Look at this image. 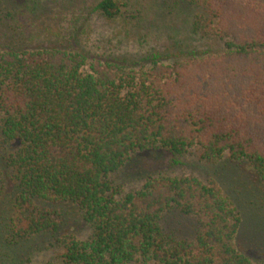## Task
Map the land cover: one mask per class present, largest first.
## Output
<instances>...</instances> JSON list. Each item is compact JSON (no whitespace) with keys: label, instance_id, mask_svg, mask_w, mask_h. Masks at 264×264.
Instances as JSON below:
<instances>
[{"label":"trees","instance_id":"trees-1","mask_svg":"<svg viewBox=\"0 0 264 264\" xmlns=\"http://www.w3.org/2000/svg\"><path fill=\"white\" fill-rule=\"evenodd\" d=\"M189 5L205 10L193 34L217 50L0 43V264L8 249L16 264H264V0ZM121 8L101 0L94 13L114 21ZM152 152L193 155L207 175L160 171L126 191L121 173ZM169 213L193 218L192 234L170 232ZM71 216L82 238L60 236Z\"/></svg>","mask_w":264,"mask_h":264},{"label":"rangeland","instance_id":"rangeland-1","mask_svg":"<svg viewBox=\"0 0 264 264\" xmlns=\"http://www.w3.org/2000/svg\"><path fill=\"white\" fill-rule=\"evenodd\" d=\"M100 1L10 0L11 4L1 3L0 12L3 13L1 18L5 20V27L0 28V43L16 46V39L22 36L30 48L40 47L47 41L65 44L75 41L84 50H92L99 55L128 58L156 52L182 57L192 52L218 49L216 41L193 34L194 17L205 13V10L201 6L189 5L190 0H120L121 14L114 21L94 13ZM70 46L76 47V44L73 42ZM179 161V164L173 165L168 153L142 154L127 165L118 182L126 191H131L141 186L142 177L160 171L176 176L206 177L207 167L193 155L180 157ZM74 219L71 216L60 236L74 234L83 237V227ZM164 224L170 232L175 231L181 236H189L196 228L193 218L177 213L167 214ZM245 243L248 250L254 251L255 247H259L250 233L242 235L241 245ZM3 253L7 255L3 259L10 261L9 264H16V254L11 249ZM41 255L39 261L48 260ZM28 259L29 255L24 254L19 257L18 264L27 263Z\"/></svg>","mask_w":264,"mask_h":264}]
</instances>
